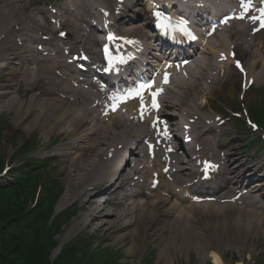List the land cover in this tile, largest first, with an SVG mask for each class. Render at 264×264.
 I'll list each match as a JSON object with an SVG mask.
<instances>
[{
    "label": "bare ground",
    "instance_id": "bare-ground-1",
    "mask_svg": "<svg viewBox=\"0 0 264 264\" xmlns=\"http://www.w3.org/2000/svg\"><path fill=\"white\" fill-rule=\"evenodd\" d=\"M65 1L75 5L76 14L70 9V5L60 7L61 24L68 26L70 30L76 34L75 41L77 38L82 40L78 48H85L87 42L89 46L85 49L90 51L93 49L94 43L89 37L83 38L78 31L80 25L85 30H88V25H90V18L93 14L85 5L89 0ZM33 2L34 0H0V37H2L0 40V63H13L14 58L22 60L21 55L27 61L24 67L20 69L11 68L9 65L3 66L4 68L0 66V83H3L0 90V101L3 102L0 104L4 109L10 108V110H8L10 111V115H12L11 122L16 127L21 126V130L27 134L37 125H39V129L46 136L57 127L63 132L66 131L65 126L69 129V142L59 148V155L62 158L60 162L62 164L61 172L68 184L66 192L59 204V208H62L63 205L72 201L78 202V205L82 207L84 212L81 214V217L75 220L74 228L83 227L92 228L95 231L102 230L109 234V237L113 234H117L116 242L119 243H125L127 240H131L132 245L129 248V252L132 254L140 250L142 243L148 246L161 245L160 257L166 255H183L184 253L191 252L193 249L199 254L208 251L213 258L214 264L226 263L222 258V251L215 248L207 241L208 237L206 236L212 233V229L218 234L220 233L219 228L224 226L225 234L228 233L229 230H233L238 238H241V233L244 232L247 233V236L249 232H251V234L260 237L261 234L264 233V214L258 213L254 209L247 212L240 210L238 216H235L237 208L233 205H226L224 206L227 207L226 209L220 207L223 208L220 214L224 215V219L214 220L215 218H212L203 224L195 217L196 214H189L191 212L190 205L184 207L177 216H173L170 209L162 210L156 207L161 200H158L157 204H153L154 206L151 208L148 204L132 206L127 203V195H124L122 204L117 205L116 208L113 209L108 208L106 203L98 201L100 194L104 193L103 187L108 185L107 182H111L109 187H112V183L118 180V176L116 175L117 170L124 165V159L118 158L114 165L108 166L105 172L103 170L102 174L99 173V169L102 167L104 153L113 146L114 143L123 142L124 140L135 137L138 138L140 130L145 132L146 128L142 125L132 126L127 120L120 117L115 118V122L113 121L114 124L112 126H98L88 119L93 113V108H84L85 111L83 112L82 107L68 104L65 100L58 97V92L54 90L56 87L54 83H56L58 78L54 73L59 70V72L65 76L67 71L60 66L61 61L58 57H53L52 55H50V57H42V52H35L29 44L30 41L34 40L33 38H40L38 44L45 47L47 42L43 40L45 37L43 35H47L45 31H54L52 24L48 23L46 27H27L24 30V35L28 38L24 37V39H20V41L24 43L21 50L15 47L17 45L16 43H13V40L17 37L16 27L21 26L25 20H33L35 17V11L31 9ZM104 2L107 8H112L113 16L123 17V15L116 14L117 9L114 1L104 0ZM147 23L149 24V21L145 19V25H148ZM143 28V26L132 27L129 28L126 33L129 34V36L145 39L146 34L142 31ZM228 33L229 34L224 39L223 37H218L221 46L225 50L228 49V46H237L239 47L237 48L239 54L241 48L244 55L250 57V50H248L247 47L239 45L243 42V38L248 36L247 27L241 25L238 33L232 30H229ZM235 35L237 37L230 43L229 40L231 41ZM149 46H151L150 43L148 47ZM43 51H48L47 47L44 48ZM259 52H261V50H259ZM92 54L93 57L96 56L93 52ZM258 61L259 60H255L253 65L258 63ZM22 62L24 61L22 60ZM259 63L258 65L260 66ZM28 64H33L35 68H29L27 66ZM67 67V69L72 68L70 65ZM199 67L200 69L194 71L190 77L180 80L177 79L176 83L179 88L174 91L171 90L172 93L170 94V98L165 99L167 109L165 108V110H162L164 115H172V112H168L170 111L169 109H173V114L176 115V117L181 115L177 124H173V126L176 128L178 127V129L181 128L182 131L184 130L183 125L190 124L188 123L190 122L189 118L197 116V125H190V132L194 138L197 130L208 133L213 127L215 129L218 127L215 118L210 115L207 116L204 111L206 106H210L212 101L216 100L217 97L221 95V88L230 83L233 77V74L228 72L226 81L220 86L219 78L215 71L221 68H218L216 61L214 62L210 57L203 58ZM261 75L264 77V71L259 72L256 78H261ZM33 77L37 78L35 81L36 84L41 81L44 84L50 85V89L43 90L44 94L50 95L49 97L45 98L43 95L36 100V96L33 95L26 106L25 102L18 100L14 96L7 99L15 92L17 84H26L27 80ZM249 77L252 78L253 75ZM64 84V89L69 90V92H82L73 89L69 81L64 82ZM218 85L220 87H217ZM88 93H92V90L91 92H83L84 95ZM33 100L36 101L34 102ZM201 104L205 105L203 106ZM27 115H29L28 118H30L31 121L23 125L24 118ZM206 120H210V125H204ZM87 123H92L91 131L82 133L81 128ZM8 135H12V133H8ZM211 141L210 138H206L203 143L208 145L207 147H210L211 145L209 144ZM82 142H86L89 145L79 148L78 153L73 152L72 150L77 148L76 145ZM219 143L220 141H218L217 144ZM104 146H106L105 152L101 150ZM229 157H231V159L232 157H239L240 161L235 168L240 169V171L246 169L253 172H255L254 169L259 171L256 168L260 166L257 164L255 166L249 159H243L240 152L231 151ZM136 171L135 169V172ZM237 174L235 175V177H237L236 181L241 182ZM256 174L257 173H253L252 175L256 178ZM233 176L234 175H232V177ZM130 178L131 173L126 174L125 179L128 180ZM120 188H114L107 196L111 198L113 195H117ZM217 207L219 206L213 205L210 210ZM170 216H173V218L171 219ZM218 218H222V216L219 215ZM211 221H215V226L212 227ZM158 224L161 225L159 226ZM204 225L207 228H212L211 231L209 230L208 235L204 231ZM127 229L128 232L122 233ZM216 233H214V236L219 237ZM238 264L243 263L239 262Z\"/></svg>",
    "mask_w": 264,
    "mask_h": 264
},
{
    "label": "rangeland",
    "instance_id": "rangeland-1",
    "mask_svg": "<svg viewBox=\"0 0 264 264\" xmlns=\"http://www.w3.org/2000/svg\"><path fill=\"white\" fill-rule=\"evenodd\" d=\"M225 97V100L220 102L221 104H232V101L236 100V98L233 99L232 97L230 99L229 94ZM249 106L250 108H264V97L259 98L256 95H252ZM11 119L12 115L6 116L5 121L7 122V124L4 127L2 136H0L1 159H6L7 157H9L12 153H14L16 147L26 144L30 139L29 136L24 132L22 134L15 132V126L11 122ZM8 133H12V135H8ZM40 134L39 139L42 140L43 137H41ZM61 171V165H59L58 163H54L50 171V177H52L54 179L53 181L55 182L52 187H54V189L56 190H59V187L63 184L66 187V179L64 178V175ZM8 178L11 179L10 177ZM31 188L32 186L30 185V189ZM25 191H29V189L27 188ZM31 192L33 191H30V193ZM212 218H215L214 220H218V218L210 216L206 219L203 218V220H199V222H202L204 224L207 220ZM74 220L75 217L71 219L70 224L67 223L64 228H61L60 234L56 236L57 246H59V248L65 246L66 244L72 245L73 242L81 244L83 242L82 239L88 238L100 243L101 246L113 248V250L109 251L110 254L108 255V257H106V260L112 264L113 262H116L117 264H212L213 262V258L210 256V253L208 251H206L205 253L201 252L199 254L194 249L189 253H184L183 255H166L164 257H160L159 254L161 251V247H159V245L146 246V244H142L140 250L137 253L132 254L129 252V248L132 245L131 240H127L125 243H119L116 242L117 234H113L110 237L108 236V239H105V233L103 231L96 232L94 229H87L83 227L74 229ZM210 223L212 227L215 226V221H211ZM204 228V231L208 235L209 230L211 231L212 228H207L205 225ZM15 231L17 232V237H21L22 234L20 231H22V229L15 228ZM219 231L220 233L217 234L215 230L212 229V233L206 236L208 237L207 241L215 248L222 251L224 260L228 264H236L238 261H241L244 258L245 264H264V236H260L259 238L245 239L244 235H242L241 238H238L233 230H229V232L225 234L224 226H221V228H219ZM214 233H216L219 237H215ZM227 235L229 238L227 237ZM28 238L30 239H28L29 242L35 240L33 239L34 236L32 233H30ZM38 240L36 239V241H33L32 243H38ZM242 244L245 245V248H243ZM5 247L3 246V250L5 249ZM36 249H39V247L36 246ZM57 250H54L52 257L57 256ZM64 260L65 262L70 261L69 264H79V262L81 261V259L74 257L70 253L67 254ZM6 261L10 263L12 261L11 256L5 255L3 257V260L1 261V264H5Z\"/></svg>",
    "mask_w": 264,
    "mask_h": 264
},
{
    "label": "snow or ice",
    "instance_id": "snow-or-ice-1",
    "mask_svg": "<svg viewBox=\"0 0 264 264\" xmlns=\"http://www.w3.org/2000/svg\"><path fill=\"white\" fill-rule=\"evenodd\" d=\"M241 7L245 9V11H247L248 9L251 8V4L250 3H246L245 0H241ZM260 13H261V27H264V8H261L260 9ZM157 16H159L160 14L159 13H156ZM243 18V17H241ZM256 17H253V20H255ZM163 26V25H162ZM178 29L179 31H181L184 35L188 36L190 39H195L194 36H192L191 32H189L187 30V28L184 26V22L182 21L180 23V25L178 26ZM61 35H64V33H61ZM237 67H240V63L239 61H237ZM241 71H243V69L241 68ZM167 82V75L165 76V83ZM151 85L150 84H141L140 85V90H144L146 88H150ZM141 91H137L135 93H129V96H132V95H137V96H140L141 95ZM156 93H153V97H155ZM154 108L157 107L156 103H155V99H153V105H152ZM141 107H142V111H143V99H142V96H141ZM253 128H255L256 126L255 125H252ZM166 134V133H165Z\"/></svg>",
    "mask_w": 264,
    "mask_h": 264
},
{
    "label": "trees",
    "instance_id": "trees-1",
    "mask_svg": "<svg viewBox=\"0 0 264 264\" xmlns=\"http://www.w3.org/2000/svg\"><path fill=\"white\" fill-rule=\"evenodd\" d=\"M12 253H13V262L9 263L8 261H6L5 264H22L20 252L18 250H15ZM23 254H24L23 264H40L39 254L36 253V249L33 248L32 246L26 245Z\"/></svg>",
    "mask_w": 264,
    "mask_h": 264
}]
</instances>
